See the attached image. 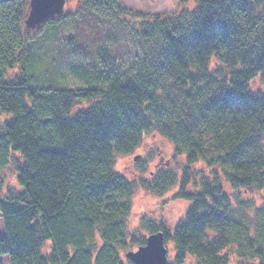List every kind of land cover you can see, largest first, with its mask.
I'll use <instances>...</instances> for the list:
<instances>
[{
    "label": "trees",
    "instance_id": "obj_1",
    "mask_svg": "<svg viewBox=\"0 0 264 264\" xmlns=\"http://www.w3.org/2000/svg\"><path fill=\"white\" fill-rule=\"evenodd\" d=\"M77 1L102 18L135 16L143 49L130 58L96 46L97 71L70 67L86 88L60 87V78L38 74L24 31L28 0H0V256L9 264H133L127 254L146 246V233H162L175 250L168 264H264V202L238 197L264 195V89L251 90L257 79L264 87V0H198L170 17L129 13L119 0ZM57 18L41 28L55 31ZM151 133L186 156L182 179L164 171L131 180L116 170ZM198 163L210 172L189 192ZM177 185L175 198L192 206L173 232L150 221L132 231L136 191L163 196Z\"/></svg>",
    "mask_w": 264,
    "mask_h": 264
},
{
    "label": "rangeland",
    "instance_id": "obj_2",
    "mask_svg": "<svg viewBox=\"0 0 264 264\" xmlns=\"http://www.w3.org/2000/svg\"><path fill=\"white\" fill-rule=\"evenodd\" d=\"M197 1L119 0V6L129 13H140L145 17H170L177 15L183 10H193L197 6ZM29 3L30 0H28V5ZM70 13L76 15V17H72L70 21L63 20L61 22V17ZM63 16L57 18L59 27L55 31H47L44 28H39L35 31L28 30L24 22V31L32 39L33 49L41 61L38 70L39 76L48 80L55 79V81L60 78V87L86 88L84 82L71 76L70 67L76 64L86 65L97 71L99 66L95 55L96 46L107 44L115 53L130 52V58L136 52H142L143 47L135 42V31L129 22L132 19H136L133 15L122 18L113 14L108 18H102L87 11L84 5L80 6L77 0H68ZM128 63H130V60H128ZM261 89H264V87L260 79L252 82L251 90L254 93ZM174 153V146L168 139L159 133H151L146 135L143 144L135 153L117 159L116 170L131 180H140L141 175L146 179L152 180L155 177L154 175L158 176L164 171L174 172L177 179L180 180L183 177L184 168L188 166L187 158L185 155L175 157ZM137 158L139 159L136 160ZM141 168L146 169L144 173H140ZM208 172L210 170L203 163L192 165L189 170L191 185L188 187V191H196L193 180L199 181L201 174H207ZM5 183L8 186H16L13 170H6ZM223 184L225 191L233 195L236 204L235 197L237 193L234 194L228 184ZM178 188L179 186L177 185V187L163 196L138 189L133 199V212L129 221L131 230L137 232L141 230L143 221H150L155 224L164 222L166 227L173 232L174 228L184 220L188 209L192 206L188 201L175 198ZM238 197L254 202L258 207L264 202L263 193L258 191H241ZM146 234L148 238L149 235L148 233ZM3 237L4 229L0 217V238ZM166 246L169 252L168 262H172L175 257L174 245L173 243H168ZM0 262L9 264V259L0 256ZM186 264L198 263L194 258L189 257ZM231 264H259V262H242L237 257H233Z\"/></svg>",
    "mask_w": 264,
    "mask_h": 264
},
{
    "label": "water",
    "instance_id": "obj_3",
    "mask_svg": "<svg viewBox=\"0 0 264 264\" xmlns=\"http://www.w3.org/2000/svg\"><path fill=\"white\" fill-rule=\"evenodd\" d=\"M67 2L68 0H30L26 28L35 31L47 20L63 16ZM127 257L133 264H168V249L163 234L150 235L145 247L128 253Z\"/></svg>",
    "mask_w": 264,
    "mask_h": 264
}]
</instances>
